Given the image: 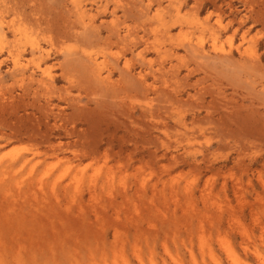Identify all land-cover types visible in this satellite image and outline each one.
I'll return each instance as SVG.
<instances>
[{
	"label": "rangeland",
	"instance_id": "rangeland-1",
	"mask_svg": "<svg viewBox=\"0 0 264 264\" xmlns=\"http://www.w3.org/2000/svg\"><path fill=\"white\" fill-rule=\"evenodd\" d=\"M0 38V264H264V0H0Z\"/></svg>",
	"mask_w": 264,
	"mask_h": 264
},
{
	"label": "bare ground",
	"instance_id": "bare-ground-1",
	"mask_svg": "<svg viewBox=\"0 0 264 264\" xmlns=\"http://www.w3.org/2000/svg\"><path fill=\"white\" fill-rule=\"evenodd\" d=\"M25 37H26V35H25ZM26 38H28V37H26ZM0 39H1V38H0ZM20 62H21V61H20L19 59H16V60H15V65L18 66V65L20 64Z\"/></svg>",
	"mask_w": 264,
	"mask_h": 264
}]
</instances>
